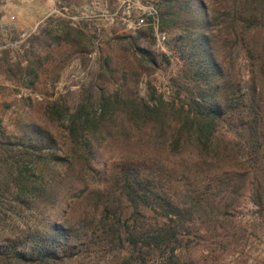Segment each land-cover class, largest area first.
<instances>
[{
	"label": "trees",
	"instance_id": "16d2710c",
	"mask_svg": "<svg viewBox=\"0 0 264 264\" xmlns=\"http://www.w3.org/2000/svg\"><path fill=\"white\" fill-rule=\"evenodd\" d=\"M155 5L140 36L173 34L180 68L169 92H142L118 74L112 90L92 84L73 106L47 104L64 143L36 124L14 136L0 124V264H62L89 252L120 264H197L191 251L232 209L220 194L238 196L251 177L262 209L264 0ZM129 45L141 63L171 65L170 55ZM100 68L98 78L114 77L110 58ZM108 150L115 156L102 161Z\"/></svg>",
	"mask_w": 264,
	"mask_h": 264
},
{
	"label": "rangeland",
	"instance_id": "374dc122",
	"mask_svg": "<svg viewBox=\"0 0 264 264\" xmlns=\"http://www.w3.org/2000/svg\"><path fill=\"white\" fill-rule=\"evenodd\" d=\"M155 4L156 0H0L2 129L14 136L21 133L20 125L32 123L47 128L64 143V132L45 119V106L54 101L73 106L92 84L97 89L112 90L118 84V74L130 75L142 92L148 85L169 92L167 78L180 68L172 48L173 34L156 31L154 38L140 36L148 33L147 20L155 17ZM68 31L67 40L64 34ZM130 41L156 55L172 56L171 65L165 66L159 57L158 67L141 63L133 55ZM105 58H110L111 74H115L110 80L98 78V74H104L100 64ZM33 67L35 74L28 72ZM115 152H103L102 161L112 160ZM251 182L250 177L238 196H218L232 209L219 220L217 232L208 225L210 235H204L205 241L191 251L197 264H264V205L262 209L254 205ZM260 182L264 188V180ZM179 184L189 182L181 179ZM261 196L264 199V194ZM83 207L77 204L76 214ZM62 209L63 204H57L54 220L61 219ZM204 221L199 224L204 225ZM120 262L112 255L89 252L62 264Z\"/></svg>",
	"mask_w": 264,
	"mask_h": 264
}]
</instances>
